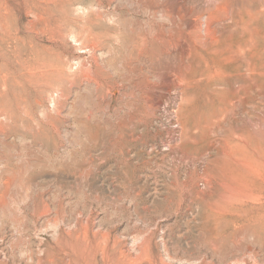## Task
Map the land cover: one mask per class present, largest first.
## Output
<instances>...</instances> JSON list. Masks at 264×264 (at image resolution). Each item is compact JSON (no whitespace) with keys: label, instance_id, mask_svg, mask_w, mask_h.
I'll return each mask as SVG.
<instances>
[{"label":"rangeland","instance_id":"rangeland-1","mask_svg":"<svg viewBox=\"0 0 264 264\" xmlns=\"http://www.w3.org/2000/svg\"><path fill=\"white\" fill-rule=\"evenodd\" d=\"M55 1L0 0V263L99 232L264 264V0Z\"/></svg>","mask_w":264,"mask_h":264},{"label":"bare ground","instance_id":"bare-ground-1","mask_svg":"<svg viewBox=\"0 0 264 264\" xmlns=\"http://www.w3.org/2000/svg\"><path fill=\"white\" fill-rule=\"evenodd\" d=\"M55 1V0H54ZM56 2V1H55ZM72 8V7H71ZM221 23V22H220ZM244 26V25H243ZM241 31V29H240ZM243 31V29H242ZM164 33V32H163ZM165 34V33H164ZM238 35V34H237ZM109 36V35H108ZM242 37V36H241ZM249 40V39H247ZM253 41V40H250L249 43ZM233 44V43H232ZM252 46H253V43H251ZM250 46V45H249ZM235 48V47H234ZM241 48V47H239ZM248 48V47H247ZM249 48H253V47H249ZM236 49V48H235ZM238 50V49H237ZM251 50V49H250ZM232 51V50H230ZM261 51V50H260ZM255 52V51H254ZM242 53V52H240ZM231 55V53H229ZM229 55V56H230ZM234 55V54H233ZM237 55V54H236ZM240 56V55H239ZM233 57V56H232ZM242 57V55L240 56ZM234 60V59H233ZM243 60V58H242ZM227 61V60H226ZM222 62V61H221ZM225 62V61H224ZM223 62V63H224ZM229 62V61H228ZM243 63V62H242ZM227 64V63H226ZM229 64V63H228ZM241 64V63H240ZM253 65V63H252ZM237 67V65H235ZM234 67V66H233ZM242 67V66H241ZM238 68V67H237ZM239 68H240V65H239ZM235 68H233L234 70ZM253 69V68H252ZM48 70V69H47ZM56 70V69H55ZM60 72V71H59ZM224 72V71H223ZM222 72V73H223ZM244 72V71H243ZM242 72V73H243ZM246 72V71H245ZM244 72V74H245ZM255 72V71H254ZM254 72H251L254 73ZM51 73V72H50ZM241 73V74H242ZM238 74V73H237ZM250 74V75H251ZM256 74V73H255ZM258 74V72H257ZM222 76V75H221ZM230 76V75H228ZM226 76L228 79L230 77ZM237 76V75H235ZM264 77V76H263ZM217 78V77H216ZM219 78V77H218ZM237 78V77H236ZM241 79V81H244L242 80V77H238ZM246 78V77H245ZM252 78V76H251ZM253 78H256L255 76ZM222 79V78H221ZM248 79V78H247ZM224 80V79H223ZM234 82V81H233ZM239 82V81H238ZM248 82V81H247ZM236 83H237V80H236ZM250 83V82H248ZM240 86L237 85V87ZM247 86V85H246ZM245 86V87H246ZM233 87H236V85H233ZM240 89V88H239ZM238 90V89H237ZM240 91H244V89L242 88ZM236 92V91H235ZM232 93V92H231ZM242 93V92H241ZM237 95H240V94H236ZM233 96V95H232ZM241 97V95H240ZM248 97V95H247ZM246 97V99H247ZM237 98V97H236ZM241 98H244L245 97H241ZM241 98H239L238 100L240 101ZM235 99V98H234ZM243 99V100H244ZM245 99V100H246ZM247 101V100H246ZM241 102V101H240ZM241 138H245V137H241ZM244 140V139H243ZM245 141V140H244ZM227 143V142H226ZM248 143V141H247ZM246 143V144H247ZM228 145V144H227ZM226 145V146H227ZM233 145V144H232ZM237 145V144H236ZM248 145V144H247ZM235 146V145H233ZM243 146V145H242ZM224 147V146H223ZM229 147V146H228ZM227 147V148H228ZM225 148V147H224ZM232 150V148H230ZM246 149V148H245ZM221 151H223L221 149ZM220 151V152H221ZM229 151V150H228ZM226 152V151H225ZM221 153H224V152H221ZM228 154V153H227ZM231 154V155H230ZM229 155L232 156V153H230ZM236 154V153H235ZM243 154V153H242ZM234 155V153H233ZM236 157V156H235ZM244 158H246L245 156H243ZM234 158V157H233ZM221 159V158H219ZM242 159V158H241ZM222 160V159H221ZM239 160V159H238ZM243 162V160H241ZM246 162V161H245ZM219 163H221L219 161ZM227 162H224L222 164H225ZM229 163V162H228ZM230 164H233V163H230ZM237 164H240V163H237ZM243 165V164H242ZM233 165H231V168H232ZM236 166V165H235ZM241 166V165H240ZM245 166V165H244ZM223 167V166H222ZM226 166L224 165V168ZM247 167V166H246ZM243 168V169H246ZM234 168V167H233ZM232 168V169H233ZM227 169H228V166H227ZM231 169V171H232ZM238 170V169H237ZM232 173V172H231ZM237 173V172H236ZM235 173V175H236ZM244 173V172H243ZM238 174V173H237ZM246 174V173H245ZM240 175H242L240 173ZM243 177V176H242ZM240 178V177H239ZM235 179V178H234ZM238 180V179H236ZM239 180H242V179H239ZM238 180V183H240ZM6 191L8 192V190L5 189L4 193H6ZM3 192V191H2ZM69 192V191H68ZM2 193V198H4L3 194ZM9 193V192H8ZM7 194H5L6 196ZM1 196V195H0ZM3 200V199H1ZM45 206V207H44ZM40 207H41V204H40ZM39 207V208H40ZM54 207V206H53ZM38 208V209H39ZM44 208V209H43ZM43 211H42V214H46L49 212V207H46V205L43 204L42 208H41ZM51 211V210H50ZM39 212H41V210L39 209ZM66 212V211H65ZM81 212V211H80ZM55 213V212H54ZM41 214V215H42ZM85 216V214H84ZM68 225V224H67ZM85 228V227H84ZM83 231V230H82ZM65 232H62L60 234V237L59 239L56 241V243H54L53 245H48V244H43V243H40L39 245V249L37 250L38 251V254L35 253L36 255L35 256H32L31 257V261L29 263H25V264H143L144 261H147L149 262L150 264H214L215 262H212L214 261V257H212L210 254L208 255L209 257L211 256L213 258L210 257V259L212 261H209L206 257H196L195 255V252L193 251V255H188V257H185V258H182V257H170V260L169 261H163L161 257H159V255H155L153 252H152V248L150 249L151 250V254L152 255H149V254H146V251L149 252V248L147 247V244H143L141 247H140V250L143 251V253H140L139 254V251L137 252L138 255L135 256V257H132L131 255L127 254L126 251L123 252V250H117L115 247L117 246V243H112L113 246L111 245V242H112V238H111V235L109 234H102V233H99V232H69V233H65ZM213 233V232H212ZM236 233V232H235ZM18 234V233H17ZM215 235H213L209 242L210 244L212 245H224L227 240L229 238H233L235 237L234 233L231 234V233H219V232H216L214 233ZM2 235V234H1ZM55 235V234H54ZM3 238V236H1ZM0 237V238H1ZM152 239V237L150 238ZM2 241L4 239H1ZM1 241V242H2ZM143 241V240H142ZM149 241L146 239V242ZM116 242V241H115ZM4 243V242H3ZM202 243V242H201ZM251 243V242H250ZM235 244V243H234ZM3 245V244H2ZM12 245V244H11ZM23 245V244H22ZM35 245V244H34ZM212 245H209L211 246V249H213V251H216V248L217 246H212ZM219 245V246H220ZM249 245V244H248ZM4 246V245H3ZM247 246V245H246ZM245 246V247H246ZM252 246V245H251ZM4 247H7V246H4ZM15 247V246H13ZM20 247V246H19ZM136 247V246H135ZM18 248V247H17ZM168 248V247H167ZM199 248V247H198ZM220 248H222L220 246ZM238 248V247H237ZM247 248V247H246ZM6 249V248H5ZM144 249V250H143ZM207 249V248H206ZM220 249H217V251H219ZM245 250V249H244ZM7 251V250H6ZM206 251V250H205ZM210 251V250H209ZM4 252V251H3ZM173 252V251H172ZM184 252V251H183ZM220 252V251H219ZM217 253L218 255H220V253ZM136 253V254H137ZM204 253V252H203ZM209 253V252H208ZM211 253V252H210ZM215 253V252H214ZM4 255H6L5 253H3ZM8 254V252H7ZM171 254V253H170ZM177 254V253H176ZM192 254V253H190ZM212 254V253H211ZM225 254V255H224ZM223 256H226V253H224ZM3 255V256H4ZM213 255V254H212ZM235 255V254H234ZM183 256V255H182ZM198 256V255H197ZM229 256V255H228ZM226 256V257H228ZM6 257V256H5ZM10 257V256H9ZM218 257V256H217ZM8 258V257H6ZM4 258V259H6ZM166 258V257H165ZM216 258V257H215ZM221 258V257H219ZM240 258V257H239ZM9 259V258H8ZM217 259V258H216ZM230 259H222L221 263L219 264H230ZM250 259V258H249ZM14 260V259H13ZM165 260V259H164ZM219 260V259H218ZM221 260V259H220ZM6 261V260H5ZM234 261V260H233ZM230 262V263H229ZM235 264H244V263H240L239 261H234ZM233 262V263H234ZM232 263V264H233ZM2 264V263H0ZM147 264V263H146Z\"/></svg>","mask_w":264,"mask_h":264}]
</instances>
